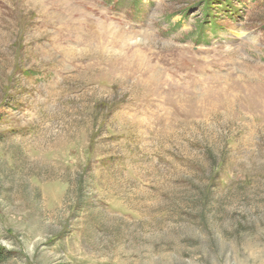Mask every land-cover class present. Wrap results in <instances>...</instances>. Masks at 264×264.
Wrapping results in <instances>:
<instances>
[{
    "label": "rangeland",
    "instance_id": "374dc122",
    "mask_svg": "<svg viewBox=\"0 0 264 264\" xmlns=\"http://www.w3.org/2000/svg\"><path fill=\"white\" fill-rule=\"evenodd\" d=\"M0 249L264 264V0H0Z\"/></svg>",
    "mask_w": 264,
    "mask_h": 264
},
{
    "label": "trees",
    "instance_id": "16d2710c",
    "mask_svg": "<svg viewBox=\"0 0 264 264\" xmlns=\"http://www.w3.org/2000/svg\"><path fill=\"white\" fill-rule=\"evenodd\" d=\"M9 258V255L5 254L1 249H0V264L5 262Z\"/></svg>",
    "mask_w": 264,
    "mask_h": 264
},
{
    "label": "bare ground",
    "instance_id": "6f19581e",
    "mask_svg": "<svg viewBox=\"0 0 264 264\" xmlns=\"http://www.w3.org/2000/svg\"><path fill=\"white\" fill-rule=\"evenodd\" d=\"M141 42V41H140Z\"/></svg>",
    "mask_w": 264,
    "mask_h": 264
}]
</instances>
